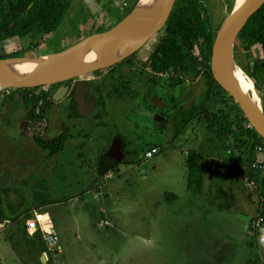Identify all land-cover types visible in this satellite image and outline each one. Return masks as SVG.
Returning a JSON list of instances; mask_svg holds the SVG:
<instances>
[{
	"label": "rangeland",
	"instance_id": "1",
	"mask_svg": "<svg viewBox=\"0 0 264 264\" xmlns=\"http://www.w3.org/2000/svg\"><path fill=\"white\" fill-rule=\"evenodd\" d=\"M235 1L201 0L202 11L208 10L213 27L219 30ZM135 3L137 0H72L58 31L40 39L29 54L57 53L88 37L106 34L123 22ZM172 4L170 1L166 13ZM152 36L146 47L154 43V33ZM34 38L28 35L18 43L28 48ZM243 47L237 40L234 57L247 74L258 49L253 46L247 52ZM122 72L133 80L129 91H114L105 75L73 79L74 88L80 80L89 84L90 97L97 104L88 115L77 116L73 92L59 100L49 136L61 132L57 124L60 112L73 125L74 134L82 128L88 131L71 137L65 149L49 159L21 130L20 118L25 113L22 87L0 91V185L9 191L5 194L3 190L1 196L3 206L18 213L14 227H0V239L21 253L24 264L30 257L40 264L41 255L53 257L46 264H56L60 255L69 264H243L244 259L246 264H264V245H258L264 235L260 186L264 178H255L257 188H252L250 177L258 173L231 164L229 154L225 156L227 148L246 156L255 146L240 124L233 119L225 122L230 120L225 111L230 112L231 96L215 88L202 112L173 138L172 121L178 107L199 102L208 90L205 76L157 75L142 71L136 63L123 65ZM57 89L50 88L52 95ZM153 147L158 153L147 158L146 150ZM104 155L118 165L102 174L97 160ZM189 158L203 165V178L221 177L216 185L208 186L203 198H196L192 185H188L190 194L184 193L187 187L181 181L188 177ZM230 188L232 213L218 208ZM69 197H76L89 215L80 211L73 218L55 215L61 223L58 233L50 229L52 220L46 221L44 216L50 213V204ZM37 217H43V230L38 227L32 233L27 220ZM11 229H15L13 234ZM47 234L54 239L49 241ZM4 257L2 264H20L17 258L12 262Z\"/></svg>",
	"mask_w": 264,
	"mask_h": 264
},
{
	"label": "trees",
	"instance_id": "2",
	"mask_svg": "<svg viewBox=\"0 0 264 264\" xmlns=\"http://www.w3.org/2000/svg\"><path fill=\"white\" fill-rule=\"evenodd\" d=\"M171 1H173L172 7L167 9V13H163L162 18L147 39V41L150 40L154 33L155 41L152 45L146 47V41L138 51L122 62L106 69L91 72L84 77L105 75V79L107 78L105 82L110 81L113 90L120 92L129 91L133 83L132 79L129 80L123 76V65L129 66L136 63L142 71H149L157 75L205 76L208 90L204 92L199 102H193L189 106L180 105L175 113L172 121L174 128L172 137L176 138L185 130L189 122L202 112L212 92H216L215 88L224 93L228 92L219 85L212 71V52L218 29L213 27L208 10L202 11L204 5L201 0ZM71 3L72 0H0V59L18 56L34 57L29 54V51L39 45L40 39L58 31ZM133 8L134 6L124 14V17ZM156 30H159L157 34ZM160 33V37H156ZM28 35L35 37L34 43L28 48L19 45L18 40H22ZM237 40L242 41L243 48L247 52H251L253 46L258 49L257 57L249 61V69L246 72L264 98V0L251 15ZM58 85L21 88L25 110L24 115L20 118L21 130L37 147L46 151L48 159L62 152L71 137L74 138L82 132L88 131L86 128H82L74 134L73 125L66 120L65 113L60 112L57 124L61 132L54 137L49 136L52 119L59 108V101L53 99L50 88ZM97 90L100 93L99 104L103 106L105 105L103 89L99 86ZM231 100L230 112L225 111V116L230 120L226 119L225 122L230 123L229 121L233 119L235 123L240 124L248 140L255 146H252L253 150L250 155L237 154L232 148H227L225 156L227 158L230 150L228 158L231 160L236 158V161H230L231 164L250 169L253 162L263 161V157L256 152V146L264 145V139L251 126L233 97ZM232 113L234 116L231 115ZM97 165L103 174L113 170L118 162L104 155L98 158ZM187 168L188 183L194 187V192L199 194L203 179V165L195 159L189 158ZM251 171L258 173L255 175L252 173L251 177L264 178V174L261 172ZM260 186H262L261 194L264 198L263 180ZM3 190L5 194L9 192L8 189H3L0 185V218L12 217L13 219L18 213L13 210L14 213L10 212L12 213L10 217L7 214L6 207L3 206L4 199L1 196ZM262 204L264 205L263 200Z\"/></svg>",
	"mask_w": 264,
	"mask_h": 264
},
{
	"label": "water",
	"instance_id": "3",
	"mask_svg": "<svg viewBox=\"0 0 264 264\" xmlns=\"http://www.w3.org/2000/svg\"><path fill=\"white\" fill-rule=\"evenodd\" d=\"M140 1H137L125 19L134 12ZM170 1L153 0L142 25L133 35L120 42L103 46L91 43L89 40L108 37L120 32L122 28L119 26L124 23L125 19L108 33L88 37L57 53L39 57L18 56L0 59V82L8 84L10 87L22 88L50 86L112 67L130 57L145 44ZM261 2L262 0H245L231 16L225 19L218 30L213 45L212 71L219 85L233 97L251 126L264 139V110L252 101L236 83L229 71L232 62L238 66L234 57L238 35ZM69 89L70 86L62 84L52 95L53 99L59 101L67 95ZM89 92L90 87L86 81L80 80L76 84L74 88V103L77 106L74 111L75 115H88L96 106L94 98L87 100ZM108 156L111 158L110 155ZM46 260L47 255L42 256V262L46 263Z\"/></svg>",
	"mask_w": 264,
	"mask_h": 264
},
{
	"label": "crops",
	"instance_id": "4",
	"mask_svg": "<svg viewBox=\"0 0 264 264\" xmlns=\"http://www.w3.org/2000/svg\"><path fill=\"white\" fill-rule=\"evenodd\" d=\"M110 174H107V176H109ZM221 178V177H220ZM220 178H216V179H213V180H210L209 178H206V177H204L203 179H202V186H201V190H200V193L199 194H196V196H199V197H196V198H203V196H205V193H206V191L208 190V186L210 185V184H212L211 185V187H213L214 185H216L217 183H218V181L220 180ZM208 179V180H207ZM231 180H230V182H229V185H232V184H234V181H233V179L232 178H230ZM184 180V181H183ZM183 180L181 181L182 182V184H184L185 186H184V189H185V187H187V191H185L184 190V193H186V194H190V193H188V190H189V188H188V185H189V181H188V177L186 178L185 176L183 177ZM227 180V177L224 179V181H226ZM250 187V186H249ZM189 192H190V190H189ZM175 194H181L182 192H180V191H176V192H174ZM226 195L228 196V199H226ZM192 196H194V195H192ZM180 197V196H179ZM180 199V198H179ZM224 203H222V205H221V207H218V208H221V209H226L227 210V212H229V213H232V211H231V209H232V204H233V200H234V195H233V189L231 190V188H230V191H229V193H224ZM177 201H179V200H176L175 202H177ZM205 201H206V199H205ZM229 202V203H228ZM206 203H208L207 201H206ZM230 205V206H229ZM48 208H49V212L50 213H47V215L45 216V218H46V221H47V218H50L51 220H52V225L53 226H51V229L52 228H54L53 229V231L55 230V231H57L58 233H59V231H58V226L57 225H59L60 227H61V223L59 222L58 223V220H57V218H55L54 216L55 215H59V214H61V217L62 216H64V215H66L68 218H73L74 216H75V213H78V211H80L82 214L84 213V215H89L88 214V212H86L85 211V209L84 208H81L80 207V205H79V203L77 202V199H76V197H74V198H72V197H69V199H66V200H62V201H57V202H55V203H52V204H50L49 206H48ZM6 212H7V214H9V217L11 216V214L12 213H10V211L6 208ZM13 220L14 219H12V217H10V218H7V219H3V218H0V227H4L5 225H7V224H9V225H11V227H14V224H12V223H14L13 222ZM5 221V223L4 224H2V222H4ZM109 221H107V223H108ZM47 224V223H46ZM8 225V226H9ZM49 226L50 225H46V227H48L49 228ZM204 227H206V226H204ZM62 229V228H61ZM243 229V228H242ZM8 230H10V229H8ZM12 230V234H13V231L15 230V229H11ZM41 229H39V231H40ZM43 230V229H42ZM45 234V233H44ZM44 237V236H43ZM1 238V237H0ZM59 238H60V236H59ZM2 242V243H1ZM4 242V243H3ZM258 245L259 246H263L264 245V235L263 236H260L259 237V239H258ZM60 246H61V248L63 247L62 245H61V243H60ZM14 250L12 249V247L10 246V244L9 243H7L6 241H4V239L3 240H1L0 239V263L2 264V262L3 261H5V260H1L2 259V257L5 259V257H4V255L5 256H7V259L9 258H11V261L12 262H14L15 260H16V258L19 260V262H20V264H24L22 261V259H21V253L20 252H16L15 253V251L13 252ZM63 252H64V250H62ZM65 253V252H64ZM15 255V257H13ZM11 256V257H10ZM64 257L65 256H62V255H60V257H58L57 259H55L56 260V264H69V261L67 260L66 261V259H64ZM31 258V257H30ZM30 258H28V259H25V263L26 264H37L36 262V260L34 259V261L32 260V259H30ZM40 258V264H46L49 260H50V258L52 259L53 257H50V256H48L47 255V260H46V263H43L42 262V255H41V257H39ZM14 260V261H13ZM242 263L243 264H246V261H245V259H244V261H242ZM250 264V263H249Z\"/></svg>",
	"mask_w": 264,
	"mask_h": 264
},
{
	"label": "bare ground",
	"instance_id": "5",
	"mask_svg": "<svg viewBox=\"0 0 264 264\" xmlns=\"http://www.w3.org/2000/svg\"><path fill=\"white\" fill-rule=\"evenodd\" d=\"M245 0H236L233 11L229 14L231 16ZM153 0H141L137 5L136 9L127 19L124 20L119 27L122 28L120 32L110 35L104 38H94L89 41L98 45H110L122 41L123 39L129 38L133 35L138 27L144 22L149 9L152 5ZM113 32V31H112ZM230 74L236 81V83L244 90V92L254 101L260 108H262V97L257 91L254 82L248 77L235 63L232 62L230 66ZM10 87L6 83L0 82V91ZM51 229V228H50Z\"/></svg>",
	"mask_w": 264,
	"mask_h": 264
},
{
	"label": "built area",
	"instance_id": "6",
	"mask_svg": "<svg viewBox=\"0 0 264 264\" xmlns=\"http://www.w3.org/2000/svg\"><path fill=\"white\" fill-rule=\"evenodd\" d=\"M256 152H258L263 157V161L262 162H260V161L253 162L251 164L250 170H253L256 172H261L262 174H264V145H261V144L257 145L256 146ZM156 153H158V149L156 147H153V148L146 150L145 156L147 158H151V157L155 156ZM228 154H230V150H229ZM231 161H233V162L236 161V158L231 160ZM250 181L251 182L249 185L252 188L253 187L257 188L255 178L250 177ZM262 200L264 202V198H262ZM42 218L39 219V217H37L36 219H33V218L28 219L27 220L28 231H31L32 233H36L38 230V227H39V229H42V227H43ZM46 238H48L49 241H52L54 239V237H52L49 234L46 235Z\"/></svg>",
	"mask_w": 264,
	"mask_h": 264
},
{
	"label": "flooded vegetation",
	"instance_id": "7",
	"mask_svg": "<svg viewBox=\"0 0 264 264\" xmlns=\"http://www.w3.org/2000/svg\"><path fill=\"white\" fill-rule=\"evenodd\" d=\"M72 81H73V80H70V81H68V82L62 83V84H65V85H67V86H70V89H69L67 95H70L71 92L74 93V87L71 86ZM62 84H59L58 87H60ZM73 98H74V95H73ZM92 98H93V97H92ZM90 99H91V97H90V92H89V94L87 95V100L89 101ZM72 102L74 103V99L72 100ZM96 104H97V102H96Z\"/></svg>",
	"mask_w": 264,
	"mask_h": 264
}]
</instances>
